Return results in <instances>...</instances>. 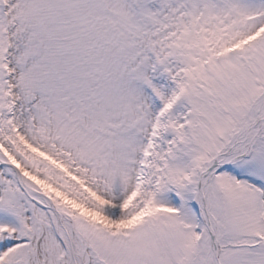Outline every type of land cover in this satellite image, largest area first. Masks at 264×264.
Listing matches in <instances>:
<instances>
[{
    "label": "snow or ice",
    "instance_id": "snow-or-ice-1",
    "mask_svg": "<svg viewBox=\"0 0 264 264\" xmlns=\"http://www.w3.org/2000/svg\"><path fill=\"white\" fill-rule=\"evenodd\" d=\"M0 264H264V0H0Z\"/></svg>",
    "mask_w": 264,
    "mask_h": 264
}]
</instances>
